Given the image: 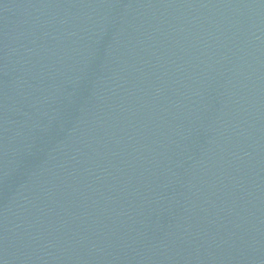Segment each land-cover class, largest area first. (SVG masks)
Returning <instances> with one entry per match:
<instances>
[{
	"label": "water",
	"instance_id": "1",
	"mask_svg": "<svg viewBox=\"0 0 264 264\" xmlns=\"http://www.w3.org/2000/svg\"><path fill=\"white\" fill-rule=\"evenodd\" d=\"M58 264H264V0H30Z\"/></svg>",
	"mask_w": 264,
	"mask_h": 264
}]
</instances>
